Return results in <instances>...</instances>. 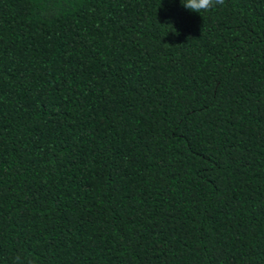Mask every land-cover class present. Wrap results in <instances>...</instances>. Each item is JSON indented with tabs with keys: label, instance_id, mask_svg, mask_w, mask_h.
Segmentation results:
<instances>
[{
	"label": "trees",
	"instance_id": "16d2710c",
	"mask_svg": "<svg viewBox=\"0 0 264 264\" xmlns=\"http://www.w3.org/2000/svg\"><path fill=\"white\" fill-rule=\"evenodd\" d=\"M0 264H264V0H0Z\"/></svg>",
	"mask_w": 264,
	"mask_h": 264
},
{
	"label": "clouds",
	"instance_id": "9594fccd",
	"mask_svg": "<svg viewBox=\"0 0 264 264\" xmlns=\"http://www.w3.org/2000/svg\"><path fill=\"white\" fill-rule=\"evenodd\" d=\"M183 6L191 11L200 13L216 5H223L225 0H181Z\"/></svg>",
	"mask_w": 264,
	"mask_h": 264
}]
</instances>
